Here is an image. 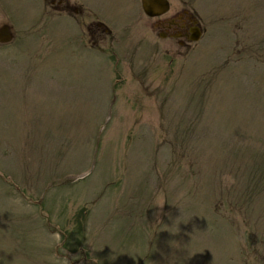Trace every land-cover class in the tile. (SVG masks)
<instances>
[{
	"label": "rangeland",
	"instance_id": "obj_1",
	"mask_svg": "<svg viewBox=\"0 0 264 264\" xmlns=\"http://www.w3.org/2000/svg\"><path fill=\"white\" fill-rule=\"evenodd\" d=\"M72 1L0 0V264H264V0Z\"/></svg>",
	"mask_w": 264,
	"mask_h": 264
},
{
	"label": "flooded vegetation",
	"instance_id": "obj_2",
	"mask_svg": "<svg viewBox=\"0 0 264 264\" xmlns=\"http://www.w3.org/2000/svg\"><path fill=\"white\" fill-rule=\"evenodd\" d=\"M46 1L47 0H41L42 4ZM138 3L141 6V0H138ZM170 3V10L166 14L156 18H150L151 26L149 29L157 31L158 35L163 39L177 40L181 47L188 48L193 44L192 39L195 37L196 33L202 32L203 28L196 14L188 7H185L184 4H176L174 0H170ZM50 4L51 6L49 7L53 8L56 12H64L71 15L74 13L77 20L79 14L82 18H85V15L76 9V4L73 3L72 0H51ZM79 24L81 23L79 22ZM3 25L4 24L0 23V29ZM84 25H87V29L91 33V41L93 44L99 42L98 39H104V37L100 35H109L112 45L109 46L107 50L111 52L114 50L116 36L104 23L95 20L91 24ZM94 29L98 32H95ZM92 47H95V45H92Z\"/></svg>",
	"mask_w": 264,
	"mask_h": 264
},
{
	"label": "water",
	"instance_id": "obj_3",
	"mask_svg": "<svg viewBox=\"0 0 264 264\" xmlns=\"http://www.w3.org/2000/svg\"><path fill=\"white\" fill-rule=\"evenodd\" d=\"M143 6L145 12L149 16H158L165 13L168 10L167 0H143ZM12 39L10 30L8 27L3 28L0 31V42L7 43ZM199 40V36L195 38V41Z\"/></svg>",
	"mask_w": 264,
	"mask_h": 264
}]
</instances>
